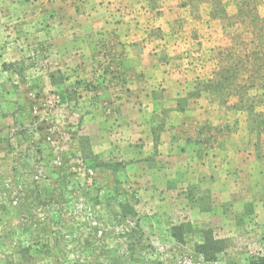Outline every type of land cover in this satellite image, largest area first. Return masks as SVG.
Instances as JSON below:
<instances>
[{
	"label": "rangeland",
	"instance_id": "374dc122",
	"mask_svg": "<svg viewBox=\"0 0 264 264\" xmlns=\"http://www.w3.org/2000/svg\"><path fill=\"white\" fill-rule=\"evenodd\" d=\"M259 33L264 0H0V264H249L264 254ZM145 59L149 68L136 66ZM164 91L180 92L179 107H208L198 152L220 133L233 202L208 175L176 182L174 164L152 159L159 124L148 149L141 110L145 94ZM201 230L222 241L214 261L197 249Z\"/></svg>",
	"mask_w": 264,
	"mask_h": 264
},
{
	"label": "crops",
	"instance_id": "0c3cea01",
	"mask_svg": "<svg viewBox=\"0 0 264 264\" xmlns=\"http://www.w3.org/2000/svg\"><path fill=\"white\" fill-rule=\"evenodd\" d=\"M140 63H143L144 68L149 65L146 59L141 62L138 60V65L136 66H139ZM165 79L166 78H164V81H166ZM145 80L150 81L149 78H145ZM179 97L180 92L170 93V91H164L155 95V97L151 93L144 95V99L150 102L143 105L144 109L141 110V112L143 111V115L146 116L142 126V136L144 137L143 141L148 149H152V131L150 128L155 124H159L157 148H160V150L152 156V159H155L154 161H159L161 164H164L165 161L174 164L175 167L173 175L171 176L175 177L176 182H178V180L190 183L201 182L207 180L208 178L206 179V175H208L211 180H216V195L218 198H222L224 201L232 200L231 202H233L237 197L236 191H234L236 190L234 184H232V190L224 191L228 177L230 176L228 175L230 171H226L228 168L227 164L228 161L231 163L232 160L224 159L226 153H223L219 146L220 133H217V140L213 149L205 148V150H203L204 154L202 155L198 152V150L203 147L201 138L204 137L205 139V134L207 131L209 132L208 128L205 126L210 120L208 107H206L202 99H197L195 102L191 103L189 102L187 106L179 107L177 106ZM152 112L154 114H151ZM223 134L224 132H222V135ZM190 150L191 152L188 154ZM182 151L184 152L181 154L180 152ZM183 157H185V160ZM154 161H150V163L154 164ZM159 162H156V164L161 166ZM244 162L245 159L244 161L240 160V166H243ZM208 168L214 171L216 175L214 176L211 174L209 176ZM151 173H153L157 179L159 177L160 180L164 179L167 181L166 179L169 175L165 173L172 172L167 169L162 168L160 170L158 168L157 170L151 169ZM176 176L178 177L177 179ZM171 181L173 180H169V182ZM263 193L264 192L261 190L259 195L264 196Z\"/></svg>",
	"mask_w": 264,
	"mask_h": 264
},
{
	"label": "trees",
	"instance_id": "16d2710c",
	"mask_svg": "<svg viewBox=\"0 0 264 264\" xmlns=\"http://www.w3.org/2000/svg\"><path fill=\"white\" fill-rule=\"evenodd\" d=\"M256 37L258 39L256 47H259V48L257 52L252 53V56L257 57L259 55V51L261 50V46H264V38H262L260 33L258 35L256 34ZM240 65H241V59L239 60V67ZM236 66L237 65H235V69L238 68V67L236 68ZM227 70H228L227 68H224L221 74L219 75L218 79L227 81L228 77L225 76V74L227 73ZM173 230H176V229H173ZM199 233L202 236L201 243L197 245V249L199 253H201L205 257L206 260L214 261L217 253L220 251V249H222V241L214 239L210 230H201L199 231ZM172 235L175 237L176 234L173 233ZM249 264H264V254L251 256L249 259Z\"/></svg>",
	"mask_w": 264,
	"mask_h": 264
}]
</instances>
